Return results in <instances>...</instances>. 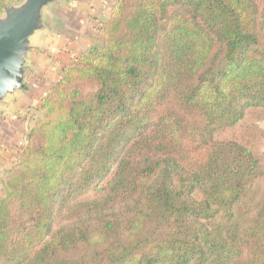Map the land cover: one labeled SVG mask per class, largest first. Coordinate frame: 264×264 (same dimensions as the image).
Masks as SVG:
<instances>
[{"label": "trees", "instance_id": "trees-1", "mask_svg": "<svg viewBox=\"0 0 264 264\" xmlns=\"http://www.w3.org/2000/svg\"><path fill=\"white\" fill-rule=\"evenodd\" d=\"M254 108L264 0H116L2 181L0 264H264V158L215 136Z\"/></svg>", "mask_w": 264, "mask_h": 264}, {"label": "crops", "instance_id": "crops-1", "mask_svg": "<svg viewBox=\"0 0 264 264\" xmlns=\"http://www.w3.org/2000/svg\"><path fill=\"white\" fill-rule=\"evenodd\" d=\"M113 2L114 0H61L59 5L63 4V9L59 10L57 7V10L54 11V19L59 26L53 28L50 24L47 29L36 35L29 65L32 63L40 67L44 64H51L52 69L64 67L56 76V79L59 78L70 65L67 64L68 58L73 57L76 53L75 56L80 55L83 46L92 43V35L96 32L95 25L96 27L103 26L104 23L101 22L105 21L104 12L111 11ZM36 52L38 53L35 56ZM65 64L67 65L64 66ZM28 98L27 93L26 95L22 94L19 98L12 97L6 102H0L1 180L7 173L6 171L2 173L3 168H7L9 163L10 169L18 158L13 156L10 144L14 140L13 129L19 122L16 111Z\"/></svg>", "mask_w": 264, "mask_h": 264}, {"label": "rangeland", "instance_id": "rangeland-1", "mask_svg": "<svg viewBox=\"0 0 264 264\" xmlns=\"http://www.w3.org/2000/svg\"><path fill=\"white\" fill-rule=\"evenodd\" d=\"M18 1L20 0H17L15 2ZM115 1L116 0H114V2ZM57 7L59 8V10H62L63 4L59 5L58 3L55 4L54 6H50L45 12V21L48 25L51 24L53 28L55 26H59L58 22H56L54 19V11L57 10ZM108 12L109 11H107V13ZM107 13L105 11L103 15L105 21L108 19L110 12L108 14ZM105 21H102L101 23H104ZM98 27H96L95 25L96 32H94L92 35L93 37L92 43L83 46L79 54L85 52L93 43H96L99 40L100 30L102 28V25ZM37 53L38 52L35 53V56L37 55ZM75 55H73V57L68 58L69 62H67V64H72L75 61L76 59ZM30 64H31L30 70L26 77V81L28 83V90L23 93V95H26L28 93L29 98L27 101L22 102V105L20 106L19 110L16 111V115L18 116L17 120H19V122L16 124L15 128L13 129L14 140L10 144L11 145L10 147L12 148L10 149L15 158L18 157L20 151L22 150L25 144L26 133L35 124L37 117L41 113L39 110L40 99L49 91L51 86L58 79V78L56 79V76L61 71V69L64 68V67H57L56 69H52L51 64H44L41 65L40 67H37L32 63ZM67 64H65L64 66H66ZM215 136L219 140H224V139L233 140L237 138L241 139L242 141L244 140V142L250 147L252 152L256 156L261 157L263 159L264 158V108H254L248 110L244 118L240 122H238L234 127L220 130L216 133ZM9 167L10 166L8 163L7 168H3L2 173H4L5 171L8 172ZM6 175L7 173H5L4 179ZM3 180L0 179V197L2 196ZM94 196L95 194L93 192H90L89 195L85 196V198L91 199Z\"/></svg>", "mask_w": 264, "mask_h": 264}, {"label": "water", "instance_id": "water-1", "mask_svg": "<svg viewBox=\"0 0 264 264\" xmlns=\"http://www.w3.org/2000/svg\"><path fill=\"white\" fill-rule=\"evenodd\" d=\"M61 0H20L3 5L0 14V102L28 90L30 55L36 35L47 29L45 12Z\"/></svg>", "mask_w": 264, "mask_h": 264}]
</instances>
